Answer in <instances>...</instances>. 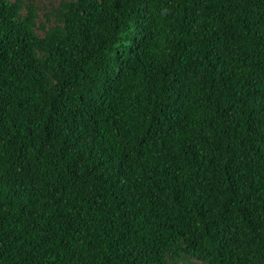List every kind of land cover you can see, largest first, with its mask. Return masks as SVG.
Returning a JSON list of instances; mask_svg holds the SVG:
<instances>
[{"label":"trees","instance_id":"obj_1","mask_svg":"<svg viewBox=\"0 0 264 264\" xmlns=\"http://www.w3.org/2000/svg\"><path fill=\"white\" fill-rule=\"evenodd\" d=\"M0 264H264V0H0Z\"/></svg>","mask_w":264,"mask_h":264},{"label":"rangeland","instance_id":"obj_2","mask_svg":"<svg viewBox=\"0 0 264 264\" xmlns=\"http://www.w3.org/2000/svg\"><path fill=\"white\" fill-rule=\"evenodd\" d=\"M50 1H56V0H50Z\"/></svg>","mask_w":264,"mask_h":264}]
</instances>
